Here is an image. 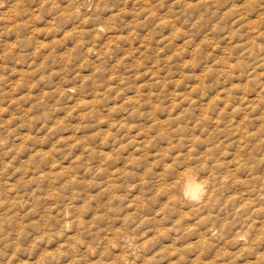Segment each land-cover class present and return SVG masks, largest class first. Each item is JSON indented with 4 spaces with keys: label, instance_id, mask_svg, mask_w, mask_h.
<instances>
[{
    "label": "rangeland",
    "instance_id": "obj_1",
    "mask_svg": "<svg viewBox=\"0 0 264 264\" xmlns=\"http://www.w3.org/2000/svg\"><path fill=\"white\" fill-rule=\"evenodd\" d=\"M0 264H264V0H0Z\"/></svg>",
    "mask_w": 264,
    "mask_h": 264
},
{
    "label": "bare ground",
    "instance_id": "obj_2",
    "mask_svg": "<svg viewBox=\"0 0 264 264\" xmlns=\"http://www.w3.org/2000/svg\"><path fill=\"white\" fill-rule=\"evenodd\" d=\"M188 189L191 193L197 194L199 187L195 181H193L189 176H187Z\"/></svg>",
    "mask_w": 264,
    "mask_h": 264
}]
</instances>
